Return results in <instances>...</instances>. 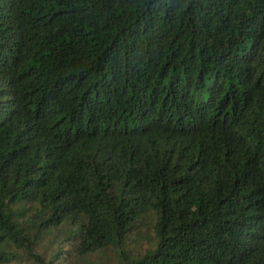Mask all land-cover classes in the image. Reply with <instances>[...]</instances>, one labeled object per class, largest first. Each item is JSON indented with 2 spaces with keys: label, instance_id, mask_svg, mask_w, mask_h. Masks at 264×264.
<instances>
[{
  "label": "trees",
  "instance_id": "1",
  "mask_svg": "<svg viewBox=\"0 0 264 264\" xmlns=\"http://www.w3.org/2000/svg\"><path fill=\"white\" fill-rule=\"evenodd\" d=\"M107 254L264 264V0H0V264Z\"/></svg>",
  "mask_w": 264,
  "mask_h": 264
},
{
  "label": "rangeland",
  "instance_id": "2",
  "mask_svg": "<svg viewBox=\"0 0 264 264\" xmlns=\"http://www.w3.org/2000/svg\"><path fill=\"white\" fill-rule=\"evenodd\" d=\"M140 235L134 240V244L135 245H139L140 247H144L147 246L148 244H150L152 242V238L149 237L148 235H146L144 233L143 230H141ZM64 236L62 235V233H59L57 235H52L50 237H47L42 243H41V248L42 250H57V249H61V247H63L62 244V240H63ZM53 264H88L86 260H78V259H72V260H68L64 263H57V262H53ZM105 264H114V260L112 259L111 255H105Z\"/></svg>",
  "mask_w": 264,
  "mask_h": 264
}]
</instances>
